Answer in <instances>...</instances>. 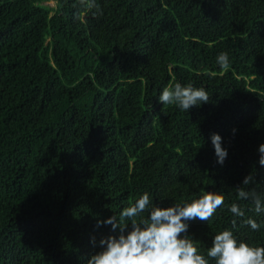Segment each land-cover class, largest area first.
Returning a JSON list of instances; mask_svg holds the SVG:
<instances>
[{
	"label": "trees",
	"instance_id": "trees-1",
	"mask_svg": "<svg viewBox=\"0 0 264 264\" xmlns=\"http://www.w3.org/2000/svg\"><path fill=\"white\" fill-rule=\"evenodd\" d=\"M47 1L0 0V264H87L119 234L97 221H119L145 192L149 211L224 195L208 222H188L209 264L226 229L264 247V211L236 191L264 208V0H96L102 15ZM175 83L204 87L209 103L161 104Z\"/></svg>",
	"mask_w": 264,
	"mask_h": 264
},
{
	"label": "clouds",
	"instance_id": "clouds-1",
	"mask_svg": "<svg viewBox=\"0 0 264 264\" xmlns=\"http://www.w3.org/2000/svg\"><path fill=\"white\" fill-rule=\"evenodd\" d=\"M89 9H96L102 15L100 6L96 0H81ZM96 13H93L95 15ZM79 19V15L76 17ZM217 63L222 69L230 67L227 53H220ZM209 95L204 87L195 88L191 84L182 86L175 83L174 86L165 87L159 97L163 105H175L180 110L188 112L193 107L209 103ZM235 132V129L233 130ZM211 142L214 147L217 163L221 166L228 156V152L222 147V138L213 133ZM260 153L259 164L264 166V144L258 148ZM254 180L250 174L243 184L248 185ZM237 198L248 199L251 195L255 203V211H264L260 198L255 193L246 192L238 187ZM225 197L219 192H205L198 199L190 203L173 205L167 208L149 206L152 204L148 192L135 201V203L124 208L119 217L108 218L97 221V227L111 225L112 232L118 235H110L102 238L99 242L101 251L91 255L87 264H209L204 255L199 253L195 241L187 235L189 221L199 220L208 222L216 213L217 209L224 205ZM148 211L147 218L142 214ZM229 211L237 217H243L244 211L236 203L229 207ZM139 217V221H137ZM131 221V230L128 224ZM245 224L252 230L258 231L262 225L253 219H248ZM236 226V221H232ZM92 243L95 245V238ZM207 257L215 260V264H264V247H253L243 241H238L230 230H223L215 235L212 246L207 250Z\"/></svg>",
	"mask_w": 264,
	"mask_h": 264
},
{
	"label": "rangeland",
	"instance_id": "rangeland-1",
	"mask_svg": "<svg viewBox=\"0 0 264 264\" xmlns=\"http://www.w3.org/2000/svg\"><path fill=\"white\" fill-rule=\"evenodd\" d=\"M46 3H48V4H52V3H53V1L49 0V1H47Z\"/></svg>",
	"mask_w": 264,
	"mask_h": 264
}]
</instances>
